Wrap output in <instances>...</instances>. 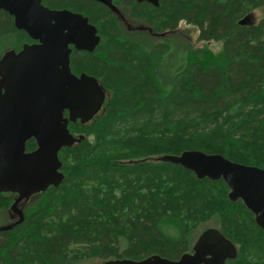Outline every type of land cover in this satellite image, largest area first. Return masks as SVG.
Listing matches in <instances>:
<instances>
[{
  "label": "trees",
  "instance_id": "1",
  "mask_svg": "<svg viewBox=\"0 0 264 264\" xmlns=\"http://www.w3.org/2000/svg\"><path fill=\"white\" fill-rule=\"evenodd\" d=\"M42 4L96 28L98 46L72 49L70 70L106 97L91 120L68 122L60 179L32 193L0 186V264L176 261L209 228L236 247L229 264H264V229L225 183L160 160L195 150L264 170V18L251 21L264 0ZM32 43L0 11V63Z\"/></svg>",
  "mask_w": 264,
  "mask_h": 264
},
{
  "label": "water",
  "instance_id": "2",
  "mask_svg": "<svg viewBox=\"0 0 264 264\" xmlns=\"http://www.w3.org/2000/svg\"><path fill=\"white\" fill-rule=\"evenodd\" d=\"M91 1L111 7V0ZM137 1L159 5V0ZM0 10L12 16L15 28L34 42L18 53L5 54L0 63V186L32 193L61 178L58 153L71 140L68 122L89 121L104 104L106 95L97 80L85 74L77 77L70 70L71 47L92 52L100 37L87 18L67 10H49L41 0H0ZM31 139L36 149L26 152ZM160 160L190 171L198 180H222L228 199L241 201L255 224L264 229L263 169L195 150ZM235 257L234 245L209 228L197 238L192 253L176 261L152 255L140 261L104 264H225Z\"/></svg>",
  "mask_w": 264,
  "mask_h": 264
},
{
  "label": "rangeland",
  "instance_id": "3",
  "mask_svg": "<svg viewBox=\"0 0 264 264\" xmlns=\"http://www.w3.org/2000/svg\"><path fill=\"white\" fill-rule=\"evenodd\" d=\"M262 18H264V9H260V10H256L253 12V15L251 16V21L253 23H257L259 20H261ZM195 35L196 34H192V37L195 39ZM209 48L214 52V53H217L220 51L221 49V45L218 44V43H212L209 45ZM20 207L16 208V210H19ZM5 217H6V220L9 218L11 220L12 218V221H15L18 217V214L15 213V212H7L5 213ZM8 219V220H9ZM6 220H3L2 223L5 224L6 223ZM84 264H103L102 261H99V260H92V261H86Z\"/></svg>",
  "mask_w": 264,
  "mask_h": 264
},
{
  "label": "flooded vegetation",
  "instance_id": "4",
  "mask_svg": "<svg viewBox=\"0 0 264 264\" xmlns=\"http://www.w3.org/2000/svg\"><path fill=\"white\" fill-rule=\"evenodd\" d=\"M88 1H91V0H88ZM92 2H95V1H92ZM133 2H134V4H133V6L134 5H138V4H146V5H149V6H151V7H154L152 4H150V3H148V2H146V1H141V2H138L137 0H133ZM41 3H42V0H41ZM95 3H99V2H95ZM113 3V0H111V4ZM99 4H102V3H99ZM43 5V4H42ZM105 8H109L110 9V7L109 6H107V5H104V4H102ZM119 5V7H123L121 4H118ZM44 6V5H43ZM45 7V6H44ZM127 7H131V6H127ZM47 8V7H46ZM49 9V8H48ZM50 10V9H49ZM0 11H2V10H0ZM70 12H72V11H70ZM7 13V12H6ZM72 13H75V14H79V13H76V12H72ZM116 13V12H115ZM8 14V13H7ZM9 15V14H8ZM80 15H82V14H80ZM10 16V15H9ZM83 16V15H82ZM12 17V16H11ZM83 17H85V16H83ZM13 18V17H12ZM86 18V17H85ZM88 20V19H87ZM88 22H89V20H88ZM31 40V39H30ZM34 43V42H33ZM32 43V44H33ZM30 45V44H29ZM98 46V45H97ZM72 49H74L73 47H71ZM75 50V49H74ZM77 51V50H76ZM19 52V51H18ZM18 52H14V53H18ZM83 52H86V51H83ZM86 53H90V52H86ZM80 75H82V74H79L77 77H79ZM91 77V76H90ZM64 115H66V117L68 116V113L67 112H64ZM194 246V245H193ZM235 247V246H234ZM235 249H236V247H235ZM192 253V252H191ZM191 253H188V254H191ZM236 255H237V249H236ZM236 258V257H235ZM235 258L233 259V260H235ZM233 260H226V262H225V264H229V262L230 261H233Z\"/></svg>",
  "mask_w": 264,
  "mask_h": 264
}]
</instances>
